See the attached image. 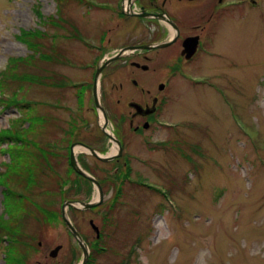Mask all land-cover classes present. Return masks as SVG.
I'll list each match as a JSON object with an SVG mask.
<instances>
[{"label": "rangeland", "instance_id": "1", "mask_svg": "<svg viewBox=\"0 0 264 264\" xmlns=\"http://www.w3.org/2000/svg\"><path fill=\"white\" fill-rule=\"evenodd\" d=\"M108 3L0 0V264L81 261L61 205L97 190L51 142L55 131L83 141L101 124L76 83L91 82L102 58ZM246 6L175 84L150 145L133 139L107 163L73 146L103 188L97 207L67 209L90 251L98 245L86 264H264V0ZM112 146L93 148L105 156Z\"/></svg>", "mask_w": 264, "mask_h": 264}, {"label": "flooded vegetation", "instance_id": "2", "mask_svg": "<svg viewBox=\"0 0 264 264\" xmlns=\"http://www.w3.org/2000/svg\"><path fill=\"white\" fill-rule=\"evenodd\" d=\"M246 5L260 8L262 0H115V4L102 7L107 19L106 32L101 35L102 43L97 48L101 49L102 58L93 67L91 82L76 85L82 98L84 93H90L92 110L107 124L98 125L96 132L88 131L83 141L79 140L81 131L75 138L74 132L71 136L66 133L58 138L55 131L51 142L55 153L65 156L67 151L66 162L73 170L70 154L75 144L93 148L108 141L110 146L116 145L121 152L109 162L126 157L123 149L133 139L150 145L151 138L146 136V131L166 124L162 115L168 110L175 84L186 78V73L203 54H211L212 48L217 47V29L232 17L234 11L241 14L249 8ZM243 15L241 18L245 17ZM98 66L100 71L96 80ZM81 152L80 157L91 156L103 162L88 152ZM77 155L75 152L79 166L87 172L80 163L84 158ZM114 171L117 173L118 168ZM72 225L89 245L85 234L73 222ZM64 227L67 236L78 245L65 223ZM37 244L41 246L40 241Z\"/></svg>", "mask_w": 264, "mask_h": 264}, {"label": "water", "instance_id": "3", "mask_svg": "<svg viewBox=\"0 0 264 264\" xmlns=\"http://www.w3.org/2000/svg\"><path fill=\"white\" fill-rule=\"evenodd\" d=\"M99 71H100V67L97 69L95 78L97 80L98 76H99ZM107 122L106 120L104 122H102V125H106ZM112 139V135L109 136ZM112 141H115L114 139H112ZM79 146H82L84 148H86L88 150V152L95 156L96 158H98L99 160L103 161V162H108L112 159H114L115 157L118 156V154L121 152V149L117 147V152L114 154H110V155H105L102 156L100 154H98L93 148H90L88 146L85 145H81V144H76ZM74 146V145H73ZM70 163L71 166L73 168V170L75 172H77L78 174L84 176L85 178H87L89 181H91L93 183V185L95 186V189L97 190V199L95 200H88V201H82V200H71V199H65L61 205V217L65 223V226L67 227V229L71 232V234L73 235V237L77 240V243L81 249L82 252V257H81V261L78 264H86L89 258V248L88 245L84 242V240L82 239V237L80 236V234L77 232V230L74 228V226L72 225L71 220L69 219L68 215H67V208L68 207H72V208H76V209H80V210H88L91 209L93 207L98 206L102 200H103V190L99 184V182L90 174H88L87 172H85L78 164L76 157H75V153L73 151V149L71 150V154H70ZM89 224L92 227V229L95 231L96 236L99 237V229L98 226L93 222L92 219L89 220ZM61 248V245H57L56 247H54V249H52L49 252V256L51 257H56L59 249Z\"/></svg>", "mask_w": 264, "mask_h": 264}, {"label": "trees", "instance_id": "4", "mask_svg": "<svg viewBox=\"0 0 264 264\" xmlns=\"http://www.w3.org/2000/svg\"><path fill=\"white\" fill-rule=\"evenodd\" d=\"M84 179V178H83ZM85 181H87V182H89L88 180H86V179H84ZM39 182V181H38ZM43 187V184L41 183V184H39V188H42ZM4 232H6V233H8V234H10V228L8 229V230H3ZM13 231H15V229H14V227L12 228V232ZM17 238H21V237H17ZM17 238H15V240H17ZM98 241V240H97ZM16 243H18V242H16ZM96 244V243H95ZM95 244H93L92 245V248H91V246H90V248H91V251H90V256H89V258H91V257H93V255L91 256V254L92 253H97V252H95V248H94V246H98L97 244L95 245ZM15 248H16V246H15ZM103 249V248H102ZM100 250V249H99ZM101 251V250H100ZM103 251V250H102ZM89 261H90V259H89Z\"/></svg>", "mask_w": 264, "mask_h": 264}, {"label": "bare ground", "instance_id": "5", "mask_svg": "<svg viewBox=\"0 0 264 264\" xmlns=\"http://www.w3.org/2000/svg\"><path fill=\"white\" fill-rule=\"evenodd\" d=\"M116 150H117V146L116 145H113L111 147V151L109 152V154H114L116 152Z\"/></svg>", "mask_w": 264, "mask_h": 264}]
</instances>
